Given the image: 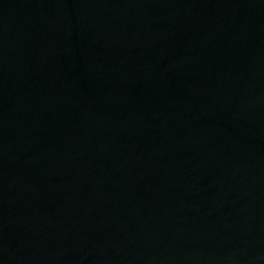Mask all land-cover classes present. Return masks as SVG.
Listing matches in <instances>:
<instances>
[{"label": "water", "instance_id": "95a60500", "mask_svg": "<svg viewBox=\"0 0 264 264\" xmlns=\"http://www.w3.org/2000/svg\"><path fill=\"white\" fill-rule=\"evenodd\" d=\"M0 264H264V0H0Z\"/></svg>", "mask_w": 264, "mask_h": 264}]
</instances>
